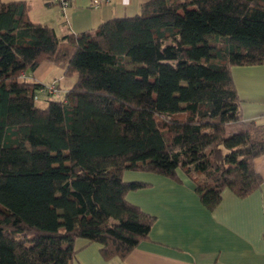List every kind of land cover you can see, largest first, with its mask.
I'll list each match as a JSON object with an SVG mask.
<instances>
[{"label":"trees","instance_id":"trees-1","mask_svg":"<svg viewBox=\"0 0 264 264\" xmlns=\"http://www.w3.org/2000/svg\"><path fill=\"white\" fill-rule=\"evenodd\" d=\"M30 9L0 0V264H72L78 238L127 257L156 220L127 171H181L209 209L260 188L264 122L243 116L232 66L264 64V0H146L63 35ZM42 61L76 78L45 105Z\"/></svg>","mask_w":264,"mask_h":264},{"label":"crops","instance_id":"crops-1","mask_svg":"<svg viewBox=\"0 0 264 264\" xmlns=\"http://www.w3.org/2000/svg\"><path fill=\"white\" fill-rule=\"evenodd\" d=\"M28 1L32 20L47 23L63 35L94 30L112 17L136 15L146 0H102L98 7L91 5L92 0H70L65 11L52 0ZM232 74L243 116L263 123L264 64L233 65ZM28 78L47 84L59 79L58 97H64L76 81L50 61H42ZM42 99L46 103L47 98ZM254 165L263 179L260 188L245 197L225 188L214 209L201 202L195 183L181 171L182 182L127 171L125 179L149 184L127 195L156 216L149 236L124 259H105L100 243L78 238L72 264H264V154L255 158Z\"/></svg>","mask_w":264,"mask_h":264},{"label":"built area","instance_id":"built-area-1","mask_svg":"<svg viewBox=\"0 0 264 264\" xmlns=\"http://www.w3.org/2000/svg\"><path fill=\"white\" fill-rule=\"evenodd\" d=\"M53 2H55L56 4H59L62 9L65 11V8L69 5L70 3V0H52ZM102 3V0H92L91 2V5L92 6H95V7H98L99 5H101ZM59 91V87H58V83H57V80L51 82L50 84L44 86L43 88H41L40 92H38L36 95H35V98L36 100H43L42 98L44 96H42V94H45V96L47 94H57V92Z\"/></svg>","mask_w":264,"mask_h":264},{"label":"rangeland","instance_id":"rangeland-1","mask_svg":"<svg viewBox=\"0 0 264 264\" xmlns=\"http://www.w3.org/2000/svg\"><path fill=\"white\" fill-rule=\"evenodd\" d=\"M66 79H68V78H66ZM58 80H59V79H58ZM38 103H39L40 105H45L44 101H38Z\"/></svg>","mask_w":264,"mask_h":264}]
</instances>
